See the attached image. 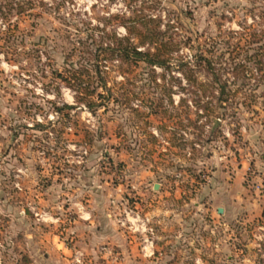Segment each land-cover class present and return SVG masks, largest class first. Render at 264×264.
Listing matches in <instances>:
<instances>
[{
  "label": "rangeland",
  "instance_id": "obj_1",
  "mask_svg": "<svg viewBox=\"0 0 264 264\" xmlns=\"http://www.w3.org/2000/svg\"><path fill=\"white\" fill-rule=\"evenodd\" d=\"M0 4V264H264V0Z\"/></svg>",
  "mask_w": 264,
  "mask_h": 264
},
{
  "label": "crops",
  "instance_id": "obj_2",
  "mask_svg": "<svg viewBox=\"0 0 264 264\" xmlns=\"http://www.w3.org/2000/svg\"><path fill=\"white\" fill-rule=\"evenodd\" d=\"M218 209V207H217ZM100 217L95 222L91 219V215L82 211V221H79L73 231L75 236L79 239H86L89 242V246H94L96 243L108 242L118 246H124L125 237L117 223H114L111 218H107L105 213H99ZM108 215V214H107ZM95 219V218H94Z\"/></svg>",
  "mask_w": 264,
  "mask_h": 264
},
{
  "label": "trees",
  "instance_id": "obj_3",
  "mask_svg": "<svg viewBox=\"0 0 264 264\" xmlns=\"http://www.w3.org/2000/svg\"><path fill=\"white\" fill-rule=\"evenodd\" d=\"M0 1H2V0H0ZM7 1V3L9 4L10 2H11V0H6ZM1 5V4H0ZM0 10H1V7H0ZM130 49V50H129ZM123 51H124V53L126 54V55H128L129 54V52H131L133 55H135V56H137V57H144V60L145 61H147V63H149V64H153V63H157V64H162V63H164V59L163 58H159V56H158V54L157 53H152V52H150L149 50H146V51H141V50H138L135 46H133V45H131V43H130V47H123ZM76 78L77 79H79V81L77 82V86H76V88L77 89H80V86L79 85H82V83H83V80L82 79H80V77L79 76H76ZM75 78V79H76ZM104 85V84H103ZM224 84L222 85V89H224ZM104 87V86H103ZM83 90L84 91H80L79 93H80V97H78L80 100H85V101H87V106H89V107H92L93 105H94V102H91V101H89V100H86L85 99V97L88 95V94H90L91 93V91L90 90H88V88L85 86H83ZM98 95H101V94H98ZM25 261H27V259H24Z\"/></svg>",
  "mask_w": 264,
  "mask_h": 264
},
{
  "label": "water",
  "instance_id": "obj_4",
  "mask_svg": "<svg viewBox=\"0 0 264 264\" xmlns=\"http://www.w3.org/2000/svg\"><path fill=\"white\" fill-rule=\"evenodd\" d=\"M217 123H218V119H215L213 121L212 130L214 129V127L216 126ZM155 187H157V184H155ZM218 212H221V208H218Z\"/></svg>",
  "mask_w": 264,
  "mask_h": 264
}]
</instances>
